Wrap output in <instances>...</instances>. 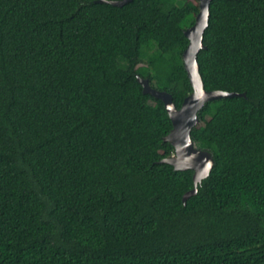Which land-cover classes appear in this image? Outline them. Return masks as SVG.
<instances>
[{"label":"trees","instance_id":"obj_1","mask_svg":"<svg viewBox=\"0 0 264 264\" xmlns=\"http://www.w3.org/2000/svg\"><path fill=\"white\" fill-rule=\"evenodd\" d=\"M198 0H0V264H264V0H212L191 130L214 164L161 162L172 123L136 75L192 91ZM187 24L188 26H185Z\"/></svg>","mask_w":264,"mask_h":264},{"label":"water","instance_id":"obj_2","mask_svg":"<svg viewBox=\"0 0 264 264\" xmlns=\"http://www.w3.org/2000/svg\"><path fill=\"white\" fill-rule=\"evenodd\" d=\"M115 6H122L131 0H97ZM199 11L192 25L184 29L188 44L182 52L184 68L190 80L192 91L184 97L180 107L175 105L171 93L158 90L151 86L148 78L136 75L142 86V92L163 101L170 117L172 128L164 136L171 143L174 153L165 157L161 162L171 164L175 170H193V188L183 194L185 203L188 197L196 194L198 185L208 177L214 164L211 151L197 146L191 137V130L199 122L198 112L206 102L224 97L245 96L244 92L227 90H206L197 60L198 52L205 48L203 43L204 31L208 26L210 3L212 0H198Z\"/></svg>","mask_w":264,"mask_h":264},{"label":"rangeland","instance_id":"obj_3","mask_svg":"<svg viewBox=\"0 0 264 264\" xmlns=\"http://www.w3.org/2000/svg\"><path fill=\"white\" fill-rule=\"evenodd\" d=\"M185 26H188L187 24H185Z\"/></svg>","mask_w":264,"mask_h":264}]
</instances>
